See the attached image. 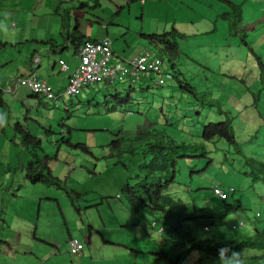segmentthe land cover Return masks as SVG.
I'll list each match as a JSON object with an SVG mask.
<instances>
[{
  "label": "rangeland",
  "instance_id": "rangeland-1",
  "mask_svg": "<svg viewBox=\"0 0 264 264\" xmlns=\"http://www.w3.org/2000/svg\"><path fill=\"white\" fill-rule=\"evenodd\" d=\"M230 1L241 9L240 19L231 18V22L219 16L230 12L229 4L222 0H148L146 7L141 0H74L75 12L93 20L90 24L82 22V27L87 25L92 30V37L98 31L105 34L103 27L109 24V38L116 54L126 56L130 51L134 54L146 49L158 57L159 47L151 44L149 36L173 29L183 34L179 40L182 56L171 61L172 57L163 52V70L171 72L174 64L198 94L195 98L181 93L176 80L169 77L164 84H151L149 89L140 82L131 91L126 89L127 81L114 84L116 87L108 91L100 88L95 92L98 86H92L89 91L96 99H91V105L82 92L81 103L77 96L72 98L76 106L69 112L63 105L49 110L53 111V133H39L41 156L56 178L81 194L77 201L83 208L81 217L100 224L99 233L120 245L105 246L95 233L91 241L94 264L178 261L174 246L181 245L174 238L171 221L158 213H137L122 193L126 183L135 186L143 179L141 167L151 159L146 144L156 141L151 136L155 127L180 140L190 139V135L187 145L197 146L179 152L183 159L176 175L178 183L170 184L166 191L191 211L196 208L212 213L198 221V238L227 241L264 231V185L252 182L254 164L247 162H264V0ZM126 41L131 43L130 50L125 48ZM121 60L113 58L115 63ZM228 121L243 150L221 138L206 143L197 135L204 124ZM60 124L65 127L60 128ZM203 149L206 158H189L198 156ZM23 154L33 161L32 154ZM214 187L223 188L227 199L215 195ZM58 193L68 210V222L79 225L73 227L75 231L81 230V218L67 201V194L63 190ZM97 209L113 216L114 222L119 219L122 227L104 228ZM75 235L83 240L80 234ZM88 241L89 237L87 244ZM136 249L142 254H137ZM159 252L167 258L152 254ZM77 257L65 255L62 264H71V259L81 264ZM191 262L192 258L185 257L186 264ZM205 264L218 263L207 260Z\"/></svg>",
  "mask_w": 264,
  "mask_h": 264
},
{
  "label": "crops",
  "instance_id": "crops-1",
  "mask_svg": "<svg viewBox=\"0 0 264 264\" xmlns=\"http://www.w3.org/2000/svg\"><path fill=\"white\" fill-rule=\"evenodd\" d=\"M141 3L146 7L148 0H141ZM73 4L74 0H0V264H62L65 255H76L70 251L72 239L84 244L81 253L76 255L77 262L94 264L91 241L95 233L102 237L103 245L120 247L118 242L99 233L102 229L100 224L91 218L84 220L81 217L83 208L77 202L79 198L73 202L69 196L65 197L82 221L83 228L75 231L73 227L79 225L68 222V210L58 193L61 190L30 182L27 165L31 160L23 154L27 149L14 131V125L20 123L36 137H40L38 135L43 131L52 133L53 111L49 110L63 105L69 112L76 106L64 99L56 107L53 102L33 94L29 88L17 85L20 78L34 73L62 95L79 64V50L83 44L74 37V33H82L85 41L110 37L109 24L106 29L103 27L105 34L98 31V35L92 37V30L87 25L82 27L83 21L90 24L92 18L83 19L89 17L75 12ZM111 42L114 58L122 59V62L145 50L134 54L130 51L123 56L116 54ZM125 43V48L130 50L131 43ZM36 57L38 62L34 61ZM62 64H66V69ZM136 84L129 83V86L135 88ZM144 84L149 86L151 81H144ZM97 86L95 92L100 88L107 91L102 85ZM91 87L80 92L85 94L84 98H88L86 102L90 105L96 99L95 95L91 97ZM80 99L77 97L78 103H81ZM97 211L104 228L115 230L121 226L119 219L114 222L113 216L106 212L103 214L100 209ZM76 233L83 236V240ZM134 251L142 254L137 249ZM71 264H75L74 259H71Z\"/></svg>",
  "mask_w": 264,
  "mask_h": 264
},
{
  "label": "trees",
  "instance_id": "trees-1",
  "mask_svg": "<svg viewBox=\"0 0 264 264\" xmlns=\"http://www.w3.org/2000/svg\"><path fill=\"white\" fill-rule=\"evenodd\" d=\"M222 1H225L229 4L230 12L224 11L222 14H219V16L223 19H228L229 21L232 20L231 18L240 19V6L234 4L230 0ZM235 26L237 25L234 24V27ZM74 37L81 43H84L85 41L83 34L78 31L74 33ZM183 37V34L179 33L176 29H173L170 33L163 35L154 34L149 36L148 40L151 42V44L157 45V47H159L158 56L162 58L164 52L172 57V61L177 60L180 58V56H182V53L180 52L179 40ZM75 38H73L74 42ZM250 51L253 52L252 47H250ZM254 56H256V53H254ZM257 60L261 65V61L258 57ZM175 67L176 66L172 64L171 72H166L164 70V73H162L161 76L163 77L166 75L165 81L168 77L175 79L178 84L177 87L181 93L193 94L194 97L197 98L198 94L195 87H192L191 84L186 82V80L182 77L180 72L176 70ZM263 72L264 70H262V73ZM161 76L150 75L147 78L138 80L137 82L128 81L130 85L140 82L141 85H144V81L147 80L149 82L151 81V84H160L159 79ZM38 79L41 78L38 77ZM98 84L102 85L103 89H106L107 91L109 90V87L113 86L112 84L110 85L105 82L93 83L80 88L79 92L74 96H61L53 89L58 96L60 95L57 100H48L44 97L41 98L53 102L55 106L58 107L61 104V100L67 99L69 102H71L73 101L72 98H76V96L78 97L84 88H89ZM150 85L145 86L149 89L151 88ZM135 88L129 86L128 89L131 91ZM212 103L215 102L212 101ZM112 110H115V107H113ZM173 117H170L167 121L168 126L171 125L170 121ZM64 127L65 125L60 124V128L63 129ZM14 131L16 136L19 137L21 144L27 149V152L32 154L33 157V161L27 165V177L30 182L39 183L58 190H63L73 202L78 200V198L80 199V194L71 190L63 180L56 178L53 175L52 170L47 165L43 156H41L40 153H42V138L36 137L35 135L29 133L27 129L24 128V126L20 123H16L14 125ZM197 135L198 137L200 135L201 140L205 141L206 143H212L215 138H221L226 140L230 145L243 150V146L237 141L232 124L229 121L217 124H204L202 127V133L200 132ZM151 136L154 137L156 141H147L146 145L149 146L151 159L147 164L141 167L143 179L135 186H131L129 183H126L122 188V193L124 194L125 199L129 202V205L133 206L137 213H140L141 211L145 212L147 215H155L158 213L165 219L171 221L174 231V238L177 239L181 245V247L176 245L174 246V250L178 259L175 264H186L185 257H188V259L192 258V262L190 264H205L207 260L215 261L218 264H227V262L223 260V257H221L220 260V250L225 248L228 250L225 254L226 258L230 257L233 252H240L243 255L244 264H264V231L257 230L253 236H245L227 241L198 238L197 234L195 233V228L198 227L199 224L198 221L203 216L212 213H208L206 210H199L196 208L191 211L181 200H176L169 192L166 191V188L170 184L178 183L176 175L179 173V169L181 168L180 161L183 159L182 156H179V152L184 150V148L188 149L191 147L192 149H197V146L194 145V147L192 145H187V142H190V139L192 138L190 135H188L190 139L180 140L178 136H171L170 134L166 135L163 131H158L156 127L152 129ZM148 138L149 137L147 136L145 140H148ZM200 145L202 146V144ZM83 149L87 150L86 148ZM205 152V149L200 150L198 156H192L189 158H193V160L204 159L206 158L204 155ZM252 160L254 163L247 161L249 164H254L253 168L251 169V180L252 182H261L264 185V162L258 159H256L258 160L257 162H255L256 160L254 159ZM74 207L77 209L76 205ZM204 229L208 230L209 227L204 226ZM250 251H255L256 253H251ZM152 254L157 257L163 256V258H167L164 252Z\"/></svg>",
  "mask_w": 264,
  "mask_h": 264
},
{
  "label": "built area",
  "instance_id": "built-area-1",
  "mask_svg": "<svg viewBox=\"0 0 264 264\" xmlns=\"http://www.w3.org/2000/svg\"><path fill=\"white\" fill-rule=\"evenodd\" d=\"M153 55L149 51H144L133 59L115 63L113 62L112 42L109 38L99 41H85L79 50V64L70 78L69 85L60 95L74 96L80 88L98 82L114 85L128 80L137 82L150 75L161 76L164 73V62L160 56L153 57ZM34 61L38 62L39 58L36 57ZM66 67V64H62V68L66 69ZM165 77L166 75L160 77V84L164 83ZM17 85L27 87L33 94L48 100H57L60 97L49 83L38 79L34 74L20 78ZM213 192L221 199L227 197L226 192L220 187H214ZM83 245L82 242L72 239L70 241L71 253L80 254Z\"/></svg>",
  "mask_w": 264,
  "mask_h": 264
},
{
  "label": "clouds",
  "instance_id": "clouds-1",
  "mask_svg": "<svg viewBox=\"0 0 264 264\" xmlns=\"http://www.w3.org/2000/svg\"><path fill=\"white\" fill-rule=\"evenodd\" d=\"M214 189V188H213ZM223 189V188H221ZM224 190V189H223ZM225 191V190H224ZM227 194V193H226ZM228 197V196H227ZM227 197L225 199H227ZM221 199V198H220ZM223 199V200H225ZM228 250L225 248V249H221L220 250V260H221V257H223V260L227 262V264H244V260H243V255L242 253H235L233 252L231 254L230 257H227L225 256L226 252Z\"/></svg>",
  "mask_w": 264,
  "mask_h": 264
}]
</instances>
